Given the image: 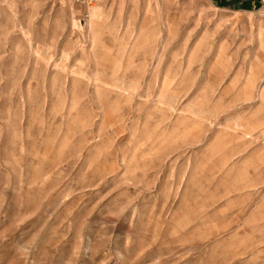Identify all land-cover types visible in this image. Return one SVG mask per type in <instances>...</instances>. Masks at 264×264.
I'll use <instances>...</instances> for the list:
<instances>
[{
  "label": "rangeland",
  "instance_id": "obj_1",
  "mask_svg": "<svg viewBox=\"0 0 264 264\" xmlns=\"http://www.w3.org/2000/svg\"><path fill=\"white\" fill-rule=\"evenodd\" d=\"M0 264H264V0H0Z\"/></svg>",
  "mask_w": 264,
  "mask_h": 264
},
{
  "label": "built area",
  "instance_id": "obj_2",
  "mask_svg": "<svg viewBox=\"0 0 264 264\" xmlns=\"http://www.w3.org/2000/svg\"><path fill=\"white\" fill-rule=\"evenodd\" d=\"M49 1H52V0H49ZM65 1H70V2H73L75 4L91 5L93 2H95L97 0H65Z\"/></svg>",
  "mask_w": 264,
  "mask_h": 264
}]
</instances>
